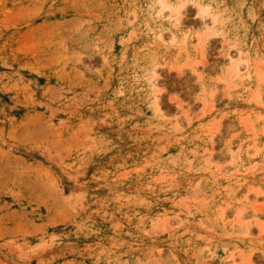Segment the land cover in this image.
<instances>
[{
  "label": "rangeland",
  "instance_id": "374dc122",
  "mask_svg": "<svg viewBox=\"0 0 264 264\" xmlns=\"http://www.w3.org/2000/svg\"><path fill=\"white\" fill-rule=\"evenodd\" d=\"M205 2L177 37L153 0H0V264H264V0Z\"/></svg>",
  "mask_w": 264,
  "mask_h": 264
},
{
  "label": "clouds",
  "instance_id": "9594fccd",
  "mask_svg": "<svg viewBox=\"0 0 264 264\" xmlns=\"http://www.w3.org/2000/svg\"><path fill=\"white\" fill-rule=\"evenodd\" d=\"M189 6L197 10V18L204 22L215 15L211 4L206 3L205 0H153V9L156 18H175L177 23L183 20L185 10ZM160 38H163L162 34Z\"/></svg>",
  "mask_w": 264,
  "mask_h": 264
},
{
  "label": "bare ground",
  "instance_id": "6f19581e",
  "mask_svg": "<svg viewBox=\"0 0 264 264\" xmlns=\"http://www.w3.org/2000/svg\"><path fill=\"white\" fill-rule=\"evenodd\" d=\"M153 11V10H152ZM159 19H162V18H159ZM157 20H158V18H157ZM175 22H174V27H175V30H176V32L174 33L177 37H179V34H178V32L179 31H181L182 30V25L181 24H179V23H177L176 22V20H174ZM206 23L204 22V21H202V25L201 26H204ZM172 33V32H171ZM183 33H185V32H183ZM185 35V34H184ZM183 35V36H184ZM241 53V52H240ZM240 65H242V64H240ZM236 68V69H235ZM235 71H234V73L236 72H239L238 71V67L237 66H235ZM233 69V70H234ZM245 69V68H244ZM237 70V71H236ZM239 74V73H238ZM237 75V74H236ZM249 77V76H248ZM215 87H217V85H215ZM155 98H156V96H155ZM153 99H154V97H153ZM153 101V100H152ZM154 105H155V107H156V109H160L159 108V103L157 102V100L155 101V102H152ZM151 103V104H152ZM250 104V103H249ZM263 107V106H262ZM159 115V114H158ZM242 142V141H241ZM255 142V141H254ZM243 143V142H242ZM241 144V143H240ZM247 148V147H246ZM245 148V149H246ZM235 163V162H234ZM230 188V187H229ZM230 191V190H229ZM232 194L234 195V196H237V194H238V192H239V189H238V187H236L235 189H233L232 191ZM247 193V192H246ZM244 195H245V198H244ZM243 195V198L244 199H247L248 197H246V194H244ZM257 197V196H256ZM243 198H241V199H243ZM235 200H237V199H235ZM254 200H256V199H254ZM242 201V200H241ZM241 201H239V202H241ZM247 201H249V200H247ZM233 202V201H232ZM242 211V210H241ZM247 212V211H246ZM223 213H225V211L223 212ZM245 213V212H244ZM250 213V212H249ZM243 214V213H242ZM228 215V214H227ZM237 215V214H236ZM253 215H255V213H253ZM224 217V216H223ZM234 218V217H233ZM236 218H237V216H236ZM252 218V217H251ZM234 221V220H233ZM237 223V222H236ZM245 224V223H244ZM249 224V223H248ZM231 225H233V224H231ZM228 228V227H227ZM248 228V227H247ZM232 232V231H231ZM241 233V232H240ZM249 233V232H248ZM251 233V232H250ZM239 234V233H238ZM245 237V236H244ZM242 258V257H241ZM234 262V261H233Z\"/></svg>",
  "mask_w": 264,
  "mask_h": 264
}]
</instances>
